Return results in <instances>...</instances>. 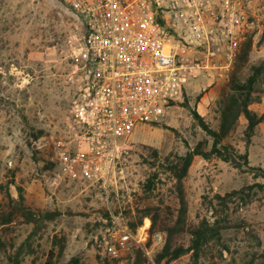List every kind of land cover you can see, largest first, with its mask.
<instances>
[{
  "label": "rangeland",
  "instance_id": "rangeland-1",
  "mask_svg": "<svg viewBox=\"0 0 264 264\" xmlns=\"http://www.w3.org/2000/svg\"><path fill=\"white\" fill-rule=\"evenodd\" d=\"M263 23L227 79L189 86L162 122L122 140L125 152L104 184L79 171L58 176L59 152L85 148L74 117L89 74L81 19L61 0H0V264H44L51 249L55 264H196L189 248L197 229L210 230L198 264H264V194L217 198L264 178L196 155L182 202L171 171L182 166L177 156L211 150L194 112L220 132L234 81L262 119L248 140L240 114L221 141L264 168ZM113 220L135 236L117 254L103 241Z\"/></svg>",
  "mask_w": 264,
  "mask_h": 264
},
{
  "label": "built area",
  "instance_id": "built-area-1",
  "mask_svg": "<svg viewBox=\"0 0 264 264\" xmlns=\"http://www.w3.org/2000/svg\"><path fill=\"white\" fill-rule=\"evenodd\" d=\"M85 29L84 92L74 103L84 150L59 152L58 176L106 184L122 140L157 125L188 87L227 79L262 29L264 0H61ZM103 237L117 254L135 240L112 221Z\"/></svg>",
  "mask_w": 264,
  "mask_h": 264
},
{
  "label": "trees",
  "instance_id": "trees-1",
  "mask_svg": "<svg viewBox=\"0 0 264 264\" xmlns=\"http://www.w3.org/2000/svg\"><path fill=\"white\" fill-rule=\"evenodd\" d=\"M264 27V23H263ZM234 84L231 87V93H229L226 97V102L224 104V120L221 127V131L213 130L209 127L208 124L205 123L203 118L197 113L194 112V116L197 120H199L200 126L202 129L211 137L214 139L213 146L210 151H203L199 148L193 149L189 152H187L184 156H177L178 162L182 163V166L179 167V165L174 164L171 167V171L174 173L175 178L177 179L179 183V192H180V198L181 201H184L183 196V190L181 187V180L186 176L189 166L192 163L193 157L196 155L202 156L204 159H209L211 156L216 155L220 157L224 162L230 163L233 167L239 169V170H246V171H252L259 176L264 178V168L259 167H251L249 165L248 161V155L247 153H240L238 152L232 145H225L222 143V136H226V134L229 131V127L226 126V123L232 124L237 120L240 114H243L248 122L247 126V138L248 140L252 136V134L255 131L256 126L261 121L262 117L258 116L255 112L250 110L248 108L249 106V96L244 95L243 90L245 86L239 85L236 81H234ZM249 88V87H247ZM158 125V124H157ZM180 164V163H179ZM257 192H262L264 194V185L261 183H255L253 185L247 186L244 189L233 191L228 194H226L224 197L217 196V198L225 199V198H232L234 196H239L241 200L244 202H250ZM205 223H203L204 225ZM209 229H197L193 231L192 235L194 236L192 240V244L189 248V250L192 252L195 263L198 264L199 262V252H200V245L202 236H207L209 234ZM209 237H206V239ZM183 252L182 248H179L174 253V258L179 257L181 253ZM55 251L53 249L49 250L47 258L44 262V264H55ZM74 264H77V261H74Z\"/></svg>",
  "mask_w": 264,
  "mask_h": 264
}]
</instances>
